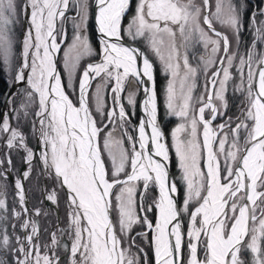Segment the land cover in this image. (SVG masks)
Returning a JSON list of instances; mask_svg holds the SVG:
<instances>
[{
  "label": "snow or ice",
  "instance_id": "obj_1",
  "mask_svg": "<svg viewBox=\"0 0 264 264\" xmlns=\"http://www.w3.org/2000/svg\"><path fill=\"white\" fill-rule=\"evenodd\" d=\"M243 9L234 0H94L91 10L90 0H0V71L10 86L27 85L6 97L10 108L0 120L8 150L0 157V264H264V9L251 14V42L241 51ZM21 14L27 28L19 40ZM90 18L98 53L88 36ZM68 21L74 35L64 53V82L55 58ZM138 38L170 76L165 108L180 120L171 146L159 122L154 66L134 46ZM192 43L205 51L196 66L186 51ZM94 54L98 62L74 83L80 60ZM201 75L203 92L195 95ZM230 95L239 99L235 115H228ZM137 106L142 115L132 124ZM170 148L178 180L169 171ZM13 151L23 153L22 170ZM34 173L41 205L58 207L64 195L66 228H42L38 218L49 212L29 209L25 181ZM45 179L53 184L42 186Z\"/></svg>",
  "mask_w": 264,
  "mask_h": 264
},
{
  "label": "rangeland",
  "instance_id": "obj_2",
  "mask_svg": "<svg viewBox=\"0 0 264 264\" xmlns=\"http://www.w3.org/2000/svg\"><path fill=\"white\" fill-rule=\"evenodd\" d=\"M94 0H90V10H91V4H93ZM259 6L260 1L261 0H255ZM19 2L21 4H23V0H19ZM197 2H199V0H197ZM234 2L237 3H241L244 5V9H243V19L246 23V27L242 32V36H241V40L243 41L242 45H241V51L244 50V47L247 46V44H249L251 42V29L247 27V24L250 23V18H251V14L255 11H253V5H254V0H234ZM255 2V3H256ZM260 8L258 7L257 13L259 12ZM73 12H69L68 15L71 16L73 15ZM132 13H129V19L131 17ZM22 19H24V15L21 14L19 16V22L16 26V35L17 38L20 40H22V29L24 28V25H22ZM261 19H263V17H261ZM128 20L126 19L124 21L125 26L127 25ZM216 27L218 30L225 32L226 34L229 35V38L232 39V32L227 29L224 28L223 26H221L220 24H216ZM66 28V39L64 41V43H62L60 45V50L58 53V69L59 72L61 74L62 80L64 82L68 81V73L67 70L64 67V53L65 50H67L68 46L72 43V38H73V28H72V23L71 21H68L65 25ZM25 31V30H24ZM97 30H96V26L94 23V18H90L88 21V36L90 39V42L93 46V48L95 49V52H99L100 51V44H99V34H97ZM125 38L128 39L130 41V38H128L125 34ZM59 42V41H58ZM179 42V41H178ZM141 49H143L147 55L150 57L155 72H154V77H155V81H156V88H157V93H158V104H159V120L160 123L162 124V128L165 132L166 138H167V143L169 144V146H171L172 140H171V131L172 129L176 126V124H178L180 122L179 118L174 117V116H170L167 114L166 108H165V102H164V90L165 87L167 85L168 79H170V76L168 74H166L163 70V64L162 62L158 59V57L149 49L148 44L145 40H143L142 38H138V40L135 42ZM20 51V46H17V52ZM181 53L185 52L184 48L180 49ZM187 54L189 56V62L193 65L196 66L198 63V58L201 55L205 54L204 48L202 45L197 44V43H192L188 46V48L186 49ZM96 58H99L98 55H92V56H85L83 57L80 62H79V67L77 69V72L75 74V76L73 77V82L76 83L79 77V74L82 73L84 67L87 66V64L89 63V61L94 60ZM3 75L5 76V78L7 79V82L10 86V77L7 75V73L3 72ZM98 81H94L93 82V91L95 89V83H97ZM26 84V83H25ZM203 84H204V77L203 75L199 76L198 79V87L195 91V95H200L203 92ZM25 87H27V85H25ZM24 88H22L19 92L17 93H22ZM71 95L72 98L75 99L76 98V94L74 92H72L71 89L68 90ZM127 90L125 91V93L123 95H126ZM139 97H140V93L138 95V102H139ZM229 101H230V110L228 112V115H235L237 113V105L239 104V99H237L234 96H229ZM105 103H106V107H112V99H111V95L110 93H106L105 95ZM125 106L127 107V103L126 101H124ZM16 105H19V99L16 100ZM91 107L93 109V112L95 113V103L93 102L91 104ZM5 109H9V105H7L5 107ZM4 109V110H5ZM131 111V110H130ZM135 115L132 117V124H136L138 118H139V106H137V108L135 109ZM206 118H207V113H206ZM221 121L218 119L214 122L215 124L220 123ZM107 123V121H106ZM15 124V122H14ZM113 128L112 124H109V130H111ZM116 131L117 134H119V127L118 125L116 126ZM129 132L130 134H132L134 136V130L129 127ZM125 146H127V143L125 144ZM170 156H171V160H170V170L172 172V175L174 177V179H179V176L181 175L180 170L178 168V161L177 158L175 156V151L174 149L170 148ZM203 165V162H202ZM179 188H180V194L178 199L182 202L183 200V196H184V184L183 182L179 183ZM156 195V190L152 189L149 194H148V202H151V199L153 198V196ZM149 218L151 220L154 221L155 219V215L156 212H150L148 213ZM66 222H68V217L66 215ZM184 227L185 230L187 228V216L184 217ZM140 229L137 228V231H139ZM149 255L151 256V253L149 252Z\"/></svg>",
  "mask_w": 264,
  "mask_h": 264
},
{
  "label": "flooded vegetation",
  "instance_id": "obj_3",
  "mask_svg": "<svg viewBox=\"0 0 264 264\" xmlns=\"http://www.w3.org/2000/svg\"><path fill=\"white\" fill-rule=\"evenodd\" d=\"M5 112H8V110L5 109L4 113ZM1 115H2V110L0 112V117ZM23 130L28 135L25 128ZM28 142H29V145L33 147L34 149L37 144L36 138L34 137L30 140V137L28 135ZM7 151L8 150L3 146V141L0 140V157H2L4 153H6ZM11 155H12L13 162L16 165V169L22 170L23 165L21 164L20 157L23 155V153L17 154L15 151H13ZM37 164H39V161H37ZM37 171H39V168H37ZM14 178H15V171L13 172V175L10 176L8 179L9 188L7 192V199H8L9 204L12 203L13 198H14ZM52 184L53 182L50 180L45 179L41 181L42 186L43 185L51 186ZM36 185H37V181L35 179V173H34L33 178L31 180L25 181V187L26 189H28L27 196H28V200L30 201L29 209L32 210L35 207H42L44 210L49 212V215L47 217L43 215L39 217L41 227L48 228V229H51V228L56 229L57 227L63 228V226L67 227L68 222H66V215L68 212V208L65 204L64 195L61 194L58 207L56 205L54 206L50 205L46 201H44L43 204L41 205L40 201L42 200V197L40 195L39 188ZM55 206L57 207V209L55 208Z\"/></svg>",
  "mask_w": 264,
  "mask_h": 264
},
{
  "label": "water",
  "instance_id": "obj_4",
  "mask_svg": "<svg viewBox=\"0 0 264 264\" xmlns=\"http://www.w3.org/2000/svg\"><path fill=\"white\" fill-rule=\"evenodd\" d=\"M93 3H94V1H93ZM94 23H95V20H94ZM23 25H24V28L26 27V25H27V19H26V17L24 16V19H23ZM95 26H96V23H95ZM23 28V29H24ZM96 30H97V26H96ZM98 32V31H97ZM99 34V33H98ZM130 42V41H129ZM134 46H136V47H139L137 44H135L134 43ZM140 48V47H139ZM143 50V49H142ZM149 57V56H148ZM56 61H57V55H56ZM149 59H150V57H149ZM99 59H97V60H95V61H98ZM150 61H151V59H150ZM91 62V61H90ZM152 62V61H151ZM57 70H58V65H57ZM24 82H19V84H23ZM15 84L14 85H12L9 89H8V91H7V93H6V97L8 96V95H10L12 92H13V90L15 89ZM6 97H5V99H4V102H3V110L5 109V107L7 106V104H6ZM143 99V93L141 92L140 93V99H139V101L140 100H142ZM142 115V113H141V109H140V107H139V116H141ZM163 130V129H162ZM148 131H150V129H148ZM40 146L37 144L36 145V148H35V150H38V148H39ZM169 167H170V164H169ZM172 175V174H171ZM47 203H50V202H48V201H46ZM66 239V238H65Z\"/></svg>",
  "mask_w": 264,
  "mask_h": 264
},
{
  "label": "trees",
  "instance_id": "obj_5",
  "mask_svg": "<svg viewBox=\"0 0 264 264\" xmlns=\"http://www.w3.org/2000/svg\"><path fill=\"white\" fill-rule=\"evenodd\" d=\"M8 87H9V84L7 82V79L3 75V71H0V112H1L2 103H3ZM24 128L27 131L29 137L32 136L30 128L27 125L24 126Z\"/></svg>",
  "mask_w": 264,
  "mask_h": 264
},
{
  "label": "bare ground",
  "instance_id": "obj_6",
  "mask_svg": "<svg viewBox=\"0 0 264 264\" xmlns=\"http://www.w3.org/2000/svg\"><path fill=\"white\" fill-rule=\"evenodd\" d=\"M256 1L254 0V5H253V11H255V12H257V10H258V7L260 8V9H264V0H261L260 1V4H259V6H258V4H257V2L255 3ZM263 19H264V17H263ZM98 34V33H97ZM59 52V51H58ZM57 52V53H58ZM92 63H94V62H92ZM139 118H140V116H139ZM138 121H139V119L137 120V122H136V124L138 123ZM160 121V120H159ZM161 124V123H160ZM161 127H162V125H161ZM163 129V128H162ZM164 131V130H163ZM165 133V132H164ZM136 135H138V132L137 131H134V136H136ZM166 136V135H165ZM169 171H170V167H169ZM170 173H171V171H170ZM172 176V175H171ZM173 177V176H172ZM156 216H157V213H156V215H155V218H156ZM153 223H155V219H154V221H153Z\"/></svg>",
  "mask_w": 264,
  "mask_h": 264
}]
</instances>
